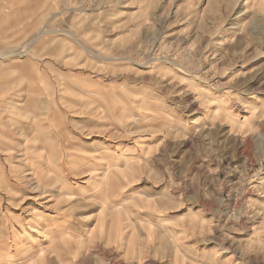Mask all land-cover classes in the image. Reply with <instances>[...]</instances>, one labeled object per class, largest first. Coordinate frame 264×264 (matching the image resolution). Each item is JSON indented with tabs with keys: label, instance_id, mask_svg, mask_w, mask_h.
<instances>
[{
	"label": "rangeland",
	"instance_id": "1",
	"mask_svg": "<svg viewBox=\"0 0 264 264\" xmlns=\"http://www.w3.org/2000/svg\"><path fill=\"white\" fill-rule=\"evenodd\" d=\"M0 264H264V0H0Z\"/></svg>",
	"mask_w": 264,
	"mask_h": 264
},
{
	"label": "bare ground",
	"instance_id": "2",
	"mask_svg": "<svg viewBox=\"0 0 264 264\" xmlns=\"http://www.w3.org/2000/svg\"><path fill=\"white\" fill-rule=\"evenodd\" d=\"M34 49V48H33ZM171 117V116H170ZM202 121H199V120H196L195 123H194V128H198V127H201L202 126ZM174 128V127H173ZM197 134V133H196ZM259 188V187H258ZM49 235L47 234L46 235V238L49 239ZM33 240H35L36 242V237H33ZM38 243V242H37ZM35 251V250H34ZM211 253V252H210ZM20 255V254H19ZM209 256V255H208ZM25 258V257H24Z\"/></svg>",
	"mask_w": 264,
	"mask_h": 264
}]
</instances>
